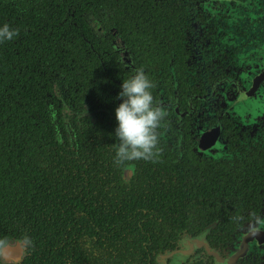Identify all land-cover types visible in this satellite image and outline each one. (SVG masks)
I'll use <instances>...</instances> for the list:
<instances>
[{
	"label": "flooded vegetation",
	"instance_id": "1",
	"mask_svg": "<svg viewBox=\"0 0 264 264\" xmlns=\"http://www.w3.org/2000/svg\"><path fill=\"white\" fill-rule=\"evenodd\" d=\"M89 23L98 110L81 112L109 116L114 135L121 82L143 69L166 113L153 159L125 161L122 178L142 202L169 196L179 219L128 223L124 256L264 264V0H98ZM60 84L57 124L77 107Z\"/></svg>",
	"mask_w": 264,
	"mask_h": 264
},
{
	"label": "trees",
	"instance_id": "2",
	"mask_svg": "<svg viewBox=\"0 0 264 264\" xmlns=\"http://www.w3.org/2000/svg\"><path fill=\"white\" fill-rule=\"evenodd\" d=\"M96 17L98 0H0L18 30L0 42V249L23 241L16 264H137L128 223L179 219L169 196L142 202L122 178L114 121L81 112L98 110ZM60 82L77 107L57 124Z\"/></svg>",
	"mask_w": 264,
	"mask_h": 264
},
{
	"label": "clouds",
	"instance_id": "3",
	"mask_svg": "<svg viewBox=\"0 0 264 264\" xmlns=\"http://www.w3.org/2000/svg\"><path fill=\"white\" fill-rule=\"evenodd\" d=\"M18 30L8 23L0 24V42L10 41ZM152 81L143 69H136L134 74L122 80L118 93L121 102L114 109L116 127L114 137V162L153 159L158 136L156 130L161 125L166 113L154 106L151 89Z\"/></svg>",
	"mask_w": 264,
	"mask_h": 264
},
{
	"label": "water",
	"instance_id": "4",
	"mask_svg": "<svg viewBox=\"0 0 264 264\" xmlns=\"http://www.w3.org/2000/svg\"><path fill=\"white\" fill-rule=\"evenodd\" d=\"M25 256L26 247L21 240L9 241L0 249V261L2 264H16Z\"/></svg>",
	"mask_w": 264,
	"mask_h": 264
}]
</instances>
